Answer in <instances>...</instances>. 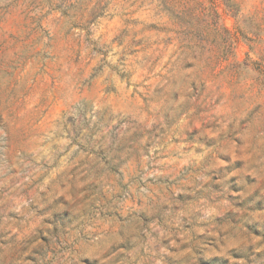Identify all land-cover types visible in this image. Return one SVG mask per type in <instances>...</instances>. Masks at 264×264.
I'll return each instance as SVG.
<instances>
[{
    "label": "clouds",
    "instance_id": "1",
    "mask_svg": "<svg viewBox=\"0 0 264 264\" xmlns=\"http://www.w3.org/2000/svg\"><path fill=\"white\" fill-rule=\"evenodd\" d=\"M148 67L125 61L103 96L65 98L43 127L11 118L0 264H203L225 253L201 237L224 250L251 242L243 223L217 218L249 190L264 199V74L244 68L228 93L217 81L202 94L205 68L188 54ZM8 135L0 127V152Z\"/></svg>",
    "mask_w": 264,
    "mask_h": 264
},
{
    "label": "rangeland",
    "instance_id": "2",
    "mask_svg": "<svg viewBox=\"0 0 264 264\" xmlns=\"http://www.w3.org/2000/svg\"><path fill=\"white\" fill-rule=\"evenodd\" d=\"M177 52L203 64L202 94L217 81L228 93L244 68L264 74V0H0V127L9 129L0 163L11 161L17 146L11 118L24 113L43 127L63 113L65 98L103 96L105 73L122 80L127 74L118 66L125 61L149 65L145 75L159 73ZM259 192L236 196L217 218L243 223L251 242L224 250L216 236L201 237L225 253L203 264H264ZM194 251L199 260L201 250Z\"/></svg>",
    "mask_w": 264,
    "mask_h": 264
}]
</instances>
